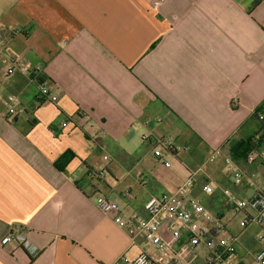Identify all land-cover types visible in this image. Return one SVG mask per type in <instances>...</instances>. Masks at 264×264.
<instances>
[{
  "label": "crops",
  "instance_id": "obj_1",
  "mask_svg": "<svg viewBox=\"0 0 264 264\" xmlns=\"http://www.w3.org/2000/svg\"><path fill=\"white\" fill-rule=\"evenodd\" d=\"M253 1L0 0V264H126L143 251L157 264L174 254L206 264L208 247L191 250L186 231L175 239L170 215L163 247L147 235L133 242L121 225L147 218L146 201L178 192L190 172L188 196L236 236L222 190L246 199L264 191V144L253 163L231 155L258 130L250 117L264 101V1ZM13 56L40 70L55 103L39 97L33 75L6 74ZM159 141L175 145L169 168L153 155ZM100 195L118 210L103 214ZM15 231L37 255L1 243ZM239 237L231 261L252 264L259 249L243 253Z\"/></svg>",
  "mask_w": 264,
  "mask_h": 264
},
{
  "label": "built area",
  "instance_id": "obj_2",
  "mask_svg": "<svg viewBox=\"0 0 264 264\" xmlns=\"http://www.w3.org/2000/svg\"><path fill=\"white\" fill-rule=\"evenodd\" d=\"M2 52L0 51V60ZM12 67L6 71V74H13L15 70H20L28 75H33V80L38 87V95L41 99L55 103L58 97L53 92L48 81L43 77H38L39 69H31L21 65V58L13 56L10 60ZM17 97H13L8 105L7 117L13 118L17 112L11 105L18 103ZM234 105L239 104L238 98L233 100ZM63 127L67 123L62 124ZM176 148L172 141H159L153 150V155L157 162L167 168L171 163L167 160V154L175 152ZM187 150V148H185ZM222 152L217 149L210 157V162H215ZM255 160L254 152H250L247 161L253 163ZM233 170V178L235 182L241 183L243 179L242 173L235 168L233 161L228 158L225 161ZM94 174V173H93ZM96 176H103V173H95ZM196 172H190L189 178L178 192L165 193L160 196L150 197L144 209L148 215L147 218H142L138 214H132L127 217L122 223V227L126 230L131 240L134 242L140 235H147L154 246L163 247L166 243L160 234L162 220L166 215L174 217L178 222L179 228L174 231L173 236L179 240L182 231L188 233V247L195 250L200 245H205L209 249L206 257V264H233L231 259L237 252L239 245V237L229 235L226 226L220 217L214 215L207 210L199 197L188 196V191L195 181ZM203 193L209 195L212 193L211 186H205L202 189ZM222 194L228 206L233 208L235 212L243 213L242 226L248 228L252 224H256L263 231L260 239V248L254 256L252 264H264V191H259L252 198H240L232 193L229 189H223ZM96 204L101 212L105 215H111L117 211V206L111 203L106 197L100 195L96 198ZM200 219L202 225L196 227L195 221ZM218 238L215 240V238ZM18 241L31 255H37V250L34 248L26 235L23 232L15 231L2 239L3 245ZM126 264H157L156 261L147 253L141 252L136 258ZM170 264H186V261L180 256L173 255Z\"/></svg>",
  "mask_w": 264,
  "mask_h": 264
},
{
  "label": "trees",
  "instance_id": "obj_3",
  "mask_svg": "<svg viewBox=\"0 0 264 264\" xmlns=\"http://www.w3.org/2000/svg\"><path fill=\"white\" fill-rule=\"evenodd\" d=\"M264 0H254L252 6L256 7ZM250 119L256 120L258 122V130H256L251 136L240 140L235 143L231 148V155L235 160H247L250 152L257 150L262 144H264V101L263 103L254 111ZM64 157L56 162V166L62 169V161ZM67 160V159H65Z\"/></svg>",
  "mask_w": 264,
  "mask_h": 264
},
{
  "label": "rangeland",
  "instance_id": "obj_4",
  "mask_svg": "<svg viewBox=\"0 0 264 264\" xmlns=\"http://www.w3.org/2000/svg\"><path fill=\"white\" fill-rule=\"evenodd\" d=\"M242 217L243 213L241 212H234L232 214L230 220L233 223V227H231V230L236 234V236L239 237V235H241V240L243 241V244H241L240 249L243 251V253H245V251L253 253L254 251H257L259 249L258 247H260V239L263 234V231L256 224H252L248 228H244L240 225V219H242ZM197 250L201 252V255L203 256L207 249L203 244L195 249V251ZM186 264L188 263L186 262Z\"/></svg>",
  "mask_w": 264,
  "mask_h": 264
}]
</instances>
